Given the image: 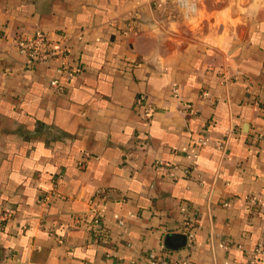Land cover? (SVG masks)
Segmentation results:
<instances>
[{
    "label": "crops",
    "instance_id": "crops-1",
    "mask_svg": "<svg viewBox=\"0 0 264 264\" xmlns=\"http://www.w3.org/2000/svg\"><path fill=\"white\" fill-rule=\"evenodd\" d=\"M37 29L83 66L62 93L18 50ZM263 233L264 0H0V264H247Z\"/></svg>",
    "mask_w": 264,
    "mask_h": 264
},
{
    "label": "built area",
    "instance_id": "built-area-1",
    "mask_svg": "<svg viewBox=\"0 0 264 264\" xmlns=\"http://www.w3.org/2000/svg\"><path fill=\"white\" fill-rule=\"evenodd\" d=\"M16 44L20 54L24 56L25 64L27 66H34L39 62L44 61H53L56 63L55 75L50 80V88L56 93L64 92L67 81L71 79L73 75L83 71V66L80 63H73L72 41L70 36L66 34H61L59 39L55 42L49 37L48 33L41 29H37L33 33L21 32L16 38ZM239 76L240 72H236L233 76H227L223 73V77L226 81L236 80ZM171 93L173 96H178L179 88L174 85L171 89ZM136 105L140 110L141 118L147 122H149L154 112L157 110L154 102L143 94L137 96ZM191 112L194 113L193 110ZM217 145L221 147L222 143L218 142ZM79 165L82 167L83 162H80ZM188 172H190V174L192 173L191 170ZM52 193L53 191L48 195H44L40 199V202L45 204L46 201H49L51 195H54ZM249 199L254 202H262L261 198L254 195H250ZM182 211L184 213V235L187 237L186 246L188 249H191L194 246L195 239V233L192 230V226L195 224L196 212H191V210L186 207H182ZM6 216L8 215H4L3 217L5 218ZM89 227L91 235L95 241L103 239L105 236V230L99 213L92 215ZM59 240L62 241L61 239ZM224 244L229 246L230 241L224 240ZM246 253L247 264H264V233L261 235L255 247L246 251ZM148 261L149 264H196L188 255L172 259L163 248L160 251L149 252Z\"/></svg>",
    "mask_w": 264,
    "mask_h": 264
},
{
    "label": "water",
    "instance_id": "water-1",
    "mask_svg": "<svg viewBox=\"0 0 264 264\" xmlns=\"http://www.w3.org/2000/svg\"><path fill=\"white\" fill-rule=\"evenodd\" d=\"M181 240L179 242H176L175 244H171L170 242V239H166L165 241V246L168 247V248H180V247H183L186 245L187 243V237L186 235H181Z\"/></svg>",
    "mask_w": 264,
    "mask_h": 264
}]
</instances>
